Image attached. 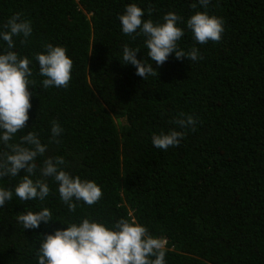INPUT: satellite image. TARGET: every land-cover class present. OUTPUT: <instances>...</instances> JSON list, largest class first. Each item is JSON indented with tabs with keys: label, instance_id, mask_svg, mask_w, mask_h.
<instances>
[{
	"label": "trees",
	"instance_id": "1",
	"mask_svg": "<svg viewBox=\"0 0 264 264\" xmlns=\"http://www.w3.org/2000/svg\"><path fill=\"white\" fill-rule=\"evenodd\" d=\"M131 3L154 23L175 12L184 30L177 50L195 47L201 58L173 52L156 65L145 35L122 32L119 16ZM198 11L222 18L219 42L195 40L187 20ZM17 13L32 34L13 37L11 49L0 37V54L30 59L32 106L9 144L35 133L46 152L34 180L46 158L63 157L60 168L95 181L103 196L91 206L73 200L70 211L58 188L42 201L19 200L14 187L23 169L0 178V187L13 190L0 207V264H38L43 237L84 218L109 228L121 218L145 226L165 241V264H264V0H209L206 7L199 0H0V31ZM49 44L73 60L66 88L43 87L36 56ZM125 45L157 74L136 75L123 63ZM189 115L194 127L176 123ZM54 122L63 130L55 138ZM172 130L183 133L179 146H153L154 134ZM8 151L0 140V157ZM45 207L48 223L24 229L18 222L22 212Z\"/></svg>",
	"mask_w": 264,
	"mask_h": 264
},
{
	"label": "clouds",
	"instance_id": "2",
	"mask_svg": "<svg viewBox=\"0 0 264 264\" xmlns=\"http://www.w3.org/2000/svg\"><path fill=\"white\" fill-rule=\"evenodd\" d=\"M199 2L206 7L209 0ZM143 16L144 10L137 4L127 5L125 12L119 16L122 32L133 36L139 30L145 35L148 56L156 65H163L173 52L177 59L195 61L201 58L195 47L187 53L177 50V42L184 35V30L178 26L183 20L175 12H168L163 23L144 20ZM187 27L200 44L219 42L224 31L222 18L209 15L206 11L193 14L187 20ZM3 28L0 37L7 42L9 49L13 47V37L23 34L27 38L32 34L30 22L20 20L19 13L12 16ZM138 51L139 49L125 45L123 63L135 66L136 75L144 79L148 75H156L157 71L152 64L137 58ZM36 60L40 75L45 77L44 88L68 86L72 78L73 60L64 47L49 44L46 52L37 54ZM30 63L27 56L18 57L15 51L0 54V140L9 149L0 157V178L15 177L22 169L25 170V175L14 187L15 196L21 201H42L49 196L51 188H58L59 201L62 200L70 211L76 209L73 200L94 205L103 196L102 188L93 180L73 177L60 168V165L65 164L63 157L46 158L39 169L40 176L35 180L32 178L37 171V157L46 152V145L41 143L35 133L28 132L22 137L20 144H9L14 135L27 126L29 120L32 106L29 85L33 83L29 79ZM176 123L181 127H194L196 121L189 115L186 119L179 118ZM62 131L59 124L54 122L52 136L55 138ZM182 137L183 133L175 130L167 134H154L152 144L156 148L167 150L169 147L179 146ZM12 198V189L0 187V207ZM51 216L52 213L45 207L37 212H22L17 220L24 229H36L41 222L51 221ZM67 225V228L57 229L54 234L43 237L37 253L38 264H165V241L150 235L145 226L134 220L130 222L121 218L114 228L89 218H84L78 224Z\"/></svg>",
	"mask_w": 264,
	"mask_h": 264
}]
</instances>
